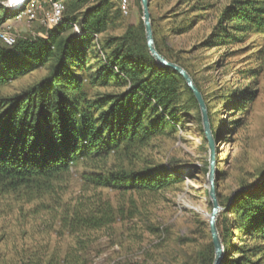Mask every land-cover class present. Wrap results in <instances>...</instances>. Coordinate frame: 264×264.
Listing matches in <instances>:
<instances>
[{
	"label": "trees",
	"instance_id": "1",
	"mask_svg": "<svg viewBox=\"0 0 264 264\" xmlns=\"http://www.w3.org/2000/svg\"><path fill=\"white\" fill-rule=\"evenodd\" d=\"M53 1L65 4L63 19L43 30L44 37L18 39L12 47L0 40V90L35 71L45 73L18 93L0 94V201L39 203L42 211H17L14 226L20 237L27 235L23 227L31 216L33 226L43 227L40 234L57 228L58 236L79 244L89 233L109 228L116 211H122L103 191L157 195L178 187L185 175L156 163L148 153L186 112L199 110L183 78L155 63L141 19L123 28L122 12L112 0ZM148 1L156 51L191 76L205 102L211 132L219 139L223 131L213 124L195 66L168 41L185 38L193 50L222 48L223 57L233 58L232 48L248 35L264 36V0ZM6 13L0 4V27L10 18ZM74 27L81 35L74 34ZM260 53L259 63L241 73L245 85L221 97L225 111L236 113L234 128L257 98L255 86L264 67ZM221 61L214 67L224 68ZM79 165L86 170L80 174L81 192L65 201ZM218 177L216 196L224 208L217 221L222 264H264V169L251 182L240 180L229 196L222 195ZM4 227L0 225V243L8 245ZM16 235L10 233V238ZM16 244L11 243V256L0 252V264H80L74 246L62 255L49 243L20 250ZM213 258L210 244L198 254V264H212Z\"/></svg>",
	"mask_w": 264,
	"mask_h": 264
},
{
	"label": "rangeland",
	"instance_id": "2",
	"mask_svg": "<svg viewBox=\"0 0 264 264\" xmlns=\"http://www.w3.org/2000/svg\"><path fill=\"white\" fill-rule=\"evenodd\" d=\"M112 3L122 12L123 28L142 20L140 0H112ZM0 4L6 10V15L10 16L0 27V33L13 37L15 42L18 39L44 37L42 31L51 28L47 22V15L52 9L48 0H28L18 11L15 10L14 0H0ZM175 39L168 41V46L179 51L180 56L195 66V77L208 98L213 124L223 131L216 143V179L219 174L222 195H232L240 180L251 182L264 169V67L255 86L257 98L247 110L240 127L231 125L236 113L225 111L220 105L221 97L227 96L228 91L235 90L237 86L245 85L241 73L259 63L262 51L264 61V36L255 33L248 35L242 45L232 48L236 53L233 58L223 57L226 49L193 50L190 40ZM218 60H222L226 66L220 69L214 67L213 63ZM44 74L42 70L35 71L3 88L0 94L18 93ZM148 155L156 163L178 169L185 175L175 190L157 195L123 196L110 190L103 191V196L122 211H116V222L109 228L89 233L79 244L71 237L58 236L57 228L47 236L40 234L43 227H38V224L33 226L34 217L31 216L27 217V225L23 227L27 235L20 237L14 226L17 211H42L39 203L21 205L12 198L1 200L0 211H3L1 218L4 221L1 219L0 225L6 226L8 245L0 243V252H4L6 257L11 256L13 242L17 243L19 250L49 243L50 248L58 247L62 255L74 246L80 264H198L200 251L210 244L213 246L209 231L212 210L208 194L209 153L200 112H186L175 130L155 140ZM83 172L86 170L82 165L73 169L63 200L69 201L79 196L83 185L80 174ZM219 207L214 227L224 253L217 225L224 208ZM38 217L42 218L44 214ZM33 227L36 228L34 231ZM10 233L17 234L15 240L10 238Z\"/></svg>",
	"mask_w": 264,
	"mask_h": 264
},
{
	"label": "water",
	"instance_id": "3",
	"mask_svg": "<svg viewBox=\"0 0 264 264\" xmlns=\"http://www.w3.org/2000/svg\"><path fill=\"white\" fill-rule=\"evenodd\" d=\"M141 4V10H142V23L144 27V36L146 41L147 49L154 59L155 63L161 67L169 68L175 72H177L184 80L186 86L191 91L193 97L195 98L200 116H201V124H202V130L203 135L207 141L208 144V153H209V162H208V182H209V197L212 204V210L209 217V231L210 236L212 238V244L214 247V260L212 264H222L224 253L221 249L220 240L218 238L216 229L214 227V221L215 218L220 210L217 196H216V166H217V160H216V143L218 140L213 136L209 119L207 116V109L205 106V102L203 100V97L197 87L195 86L193 79L191 76L180 66L171 63L167 61L163 56H161L154 47V41H153V33L151 28V21H150V12H149V1L148 0H140Z\"/></svg>",
	"mask_w": 264,
	"mask_h": 264
},
{
	"label": "built area",
	"instance_id": "4",
	"mask_svg": "<svg viewBox=\"0 0 264 264\" xmlns=\"http://www.w3.org/2000/svg\"><path fill=\"white\" fill-rule=\"evenodd\" d=\"M48 1H50V6L52 7V9L51 13L47 15V22L50 24V27H56L62 23L64 5L61 1ZM26 2H28V0H26L20 8L15 7V10H21L26 5ZM73 31L76 36L81 35V32L77 27H74ZM0 40L7 47H12L15 44L14 38L7 34L0 33Z\"/></svg>",
	"mask_w": 264,
	"mask_h": 264
},
{
	"label": "bare ground",
	"instance_id": "5",
	"mask_svg": "<svg viewBox=\"0 0 264 264\" xmlns=\"http://www.w3.org/2000/svg\"><path fill=\"white\" fill-rule=\"evenodd\" d=\"M24 3L25 2L23 0H14V7L20 8Z\"/></svg>",
	"mask_w": 264,
	"mask_h": 264
}]
</instances>
